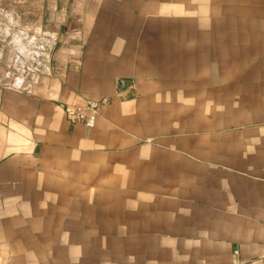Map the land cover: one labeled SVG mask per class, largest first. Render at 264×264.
<instances>
[{"label":"crops","instance_id":"0c3cea01","mask_svg":"<svg viewBox=\"0 0 264 264\" xmlns=\"http://www.w3.org/2000/svg\"><path fill=\"white\" fill-rule=\"evenodd\" d=\"M38 2L61 55L0 90V264H264V0Z\"/></svg>","mask_w":264,"mask_h":264},{"label":"rangeland","instance_id":"374dc122","mask_svg":"<svg viewBox=\"0 0 264 264\" xmlns=\"http://www.w3.org/2000/svg\"><path fill=\"white\" fill-rule=\"evenodd\" d=\"M33 1L36 3L31 4ZM38 1L0 0V90L16 89L20 80L23 85L28 83L45 73L48 64H53L61 55L58 52L61 39L50 38L43 33L44 29H39ZM66 249L67 260L51 264H99L93 261L91 246H67Z\"/></svg>","mask_w":264,"mask_h":264},{"label":"built area","instance_id":"2783aa9c","mask_svg":"<svg viewBox=\"0 0 264 264\" xmlns=\"http://www.w3.org/2000/svg\"><path fill=\"white\" fill-rule=\"evenodd\" d=\"M107 103L108 97H102L98 100H87L82 107H64V112L69 118L83 122L87 127H92L99 114L100 107Z\"/></svg>","mask_w":264,"mask_h":264}]
</instances>
